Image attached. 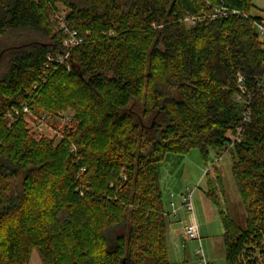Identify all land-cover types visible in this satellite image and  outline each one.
Here are the masks:
<instances>
[{
	"label": "trees",
	"instance_id": "1",
	"mask_svg": "<svg viewBox=\"0 0 264 264\" xmlns=\"http://www.w3.org/2000/svg\"><path fill=\"white\" fill-rule=\"evenodd\" d=\"M59 5L81 40L71 49ZM221 6L239 14L213 19ZM254 7L0 0V63L8 59L0 77V264H29L35 250L43 264H170L158 167L168 153L193 148L206 160L210 150L231 154L245 226L226 209L218 172L206 174V196L222 219L227 263H259L264 40ZM188 15L204 19L187 26ZM21 32L37 38L5 44ZM24 105L38 115L73 109L74 125L55 146L30 133L23 113L9 124L8 112ZM238 128V139L228 137Z\"/></svg>",
	"mask_w": 264,
	"mask_h": 264
},
{
	"label": "rangeland",
	"instance_id": "2",
	"mask_svg": "<svg viewBox=\"0 0 264 264\" xmlns=\"http://www.w3.org/2000/svg\"><path fill=\"white\" fill-rule=\"evenodd\" d=\"M253 3L255 7L252 9L251 14L254 16L264 14V0H253ZM59 7L66 10L62 5H59ZM190 25L191 24L187 23V26ZM29 35L28 33L22 32L14 33L6 38L5 44L12 46L17 43L25 42V40L30 41L31 39L34 40L37 38V35ZM7 62L8 59L4 57L3 61L0 63V77L7 70ZM43 115L46 117V120L44 121L45 123L41 125L40 121L35 117H41ZM67 116L74 117L75 110L66 109L56 113L45 112L39 115L32 111V114L25 115V118L29 122L30 133L34 137L38 139L42 137L52 139L54 145L57 146L60 143V136L57 134L56 130L63 132L74 123L73 120L70 123H66ZM227 135L232 140H236L239 137L238 133H233L232 131H229ZM232 164V156L226 151L217 152L210 150L207 160L198 148H193L186 154L168 153L159 163L158 169L159 185L162 191L164 209L169 225L178 223L183 217L187 218L189 215L192 216L187 209L184 210V214L182 212L180 214H175L174 210L176 206L180 204L179 202H181L182 196L193 189L197 194L201 193L206 189L208 179L206 174L209 173L211 177L215 179L219 173L222 177L226 192L224 198L226 200V209L235 221L244 227L246 211L233 176ZM111 186H113V184H111ZM225 200L223 202H225ZM172 203H174V206ZM198 211L199 210L195 211L196 214H199L197 213ZM216 219V221L211 222L208 226V232L206 231L205 234L201 235L206 263L202 253L197 252V249L200 247L199 240L189 239L185 235L183 237L174 233V231H167V248L170 264H228L223 241L224 227L218 209H216ZM202 220L204 219L199 215L198 221L202 223ZM35 261L37 262L36 264H43L36 250L29 264H34ZM258 264H264V257L260 258Z\"/></svg>",
	"mask_w": 264,
	"mask_h": 264
},
{
	"label": "built area",
	"instance_id": "3",
	"mask_svg": "<svg viewBox=\"0 0 264 264\" xmlns=\"http://www.w3.org/2000/svg\"><path fill=\"white\" fill-rule=\"evenodd\" d=\"M238 15L239 11H229L227 8L221 6L216 8V10L214 11L213 14H211V17L214 19L216 17H227L229 15ZM65 11H61V13L55 15V18L60 22V27L63 29V31L67 34L66 38H64L63 40V44L67 49H71L74 46L78 45L81 40L77 34V32L74 29H71L65 22ZM204 17L203 16H193V15H188L187 17H185V21L191 25H195L198 22L203 21ZM254 25L256 27V30L260 36L261 39L264 40V14L260 15L259 18L254 20ZM69 57V52H65V54L61 55L59 57V60L61 62H64L66 59H68ZM241 79V78H240ZM21 113H23L24 115L27 114H32V111L30 110V108L27 105H24L22 107V109H12L11 111L8 112L7 117L10 119V125L13 123V121L15 120V118L19 115H21ZM38 121H40V124L43 125L46 120V117L43 115L41 117L36 116L35 117ZM42 118V119H41ZM74 117H70L67 116L66 117V123H70L73 120ZM248 119V118H246ZM57 134L60 136L59 138L62 139L64 138V133L62 131H58L56 130ZM240 132V128H238V135ZM238 139V138H237ZM76 150V146L73 144L71 151H75ZM85 170V168L83 169V171ZM194 193L195 190H189L188 192H186V194L184 196H182L181 198V202H179L180 204L176 206L175 208V214L178 213L179 209L181 207L186 208L190 213H192L193 215V219L185 226L184 228V235L189 238V239H197L200 242V247L197 249L198 253H202L203 255V259L206 261L205 255H204V250H203V244H202V239H201V234H200V228L199 225L196 221L195 215H194ZM172 205L174 206V203H172Z\"/></svg>",
	"mask_w": 264,
	"mask_h": 264
},
{
	"label": "crops",
	"instance_id": "4",
	"mask_svg": "<svg viewBox=\"0 0 264 264\" xmlns=\"http://www.w3.org/2000/svg\"><path fill=\"white\" fill-rule=\"evenodd\" d=\"M197 192L194 193V215L196 218V221L199 225L200 228V233L205 234L206 231L208 230V226L211 224V222L216 221V209L217 207L213 204V202L206 196V191H202L201 193ZM184 210H186V208L181 207L178 211V213L180 214L181 212L184 214ZM196 210H199L196 214ZM188 213V212H187ZM192 214V213H191ZM199 215L202 219L203 222L200 223L198 221L199 219ZM179 217V216H178ZM181 218V217H180ZM193 219V215H189L187 218H181L180 221H178V223L169 225L168 223V232H172L174 231V233H177L181 236L184 237V228L185 226ZM208 232V231H207ZM37 262L35 261L34 264H36Z\"/></svg>",
	"mask_w": 264,
	"mask_h": 264
}]
</instances>
